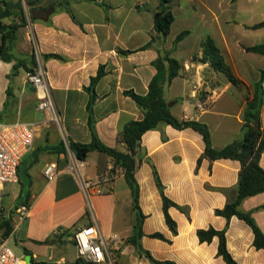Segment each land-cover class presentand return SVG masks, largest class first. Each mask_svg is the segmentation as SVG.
Segmentation results:
<instances>
[{"label": "crops", "instance_id": "1", "mask_svg": "<svg viewBox=\"0 0 264 264\" xmlns=\"http://www.w3.org/2000/svg\"><path fill=\"white\" fill-rule=\"evenodd\" d=\"M21 1L23 12L12 9V15L1 20L6 25L21 24L24 15L26 24L15 33L10 51L13 60L4 61L0 56V122L34 124L35 139L21 163L19 183L0 185V225L8 221L11 227L6 239V228L0 227V239L25 264H32V259L36 263L77 264L72 236L79 228L95 226L104 236H120L119 264H152L128 243L134 234L136 213L123 170L99 151L91 152L85 161L78 160L70 141L90 143L92 121L104 145L125 151L119 135L128 123L143 118L141 109L125 92L146 95L157 73L153 64L165 53L181 65L180 74L164 88L172 114L179 120L207 125L215 149L240 139L247 91L254 95V84L264 71V55L247 51L248 47L264 45L259 39L264 27L253 28L264 22L258 20L264 16V3L174 0L175 21L170 34L161 38L154 26L160 0ZM183 32L189 34L176 44ZM153 36L156 40L142 50ZM207 37L215 40L248 90L235 87L209 63L200 62L201 43ZM2 43L0 33V48ZM38 65L47 71L60 122L54 121L50 112L39 110L36 89L27 80V74ZM101 67L105 75L94 87L96 100L90 112L91 93L87 89ZM210 99L212 102L200 111L198 106ZM261 118L264 125V103ZM205 149L203 136L193 128L163 124L143 135L141 161L135 172L139 206L145 216L140 240L143 250L160 262L227 264L218 255V237L201 242L198 236L200 230H226L227 249L236 264H264V250L255 248L252 229L237 217L228 222L216 214L237 196L241 163L232 159L200 161ZM79 161L86 165L82 172L65 171ZM51 164L60 172L52 182L45 176ZM260 164L264 169V154ZM110 167L115 168L116 176L103 187V193L87 196L82 182L97 178ZM154 169L165 196L177 205L169 209L177 233L167 225ZM24 203L29 211L22 218L19 209ZM240 209L251 212L264 233V193L246 198ZM156 233L165 240L151 237Z\"/></svg>", "mask_w": 264, "mask_h": 264}, {"label": "trees", "instance_id": "2", "mask_svg": "<svg viewBox=\"0 0 264 264\" xmlns=\"http://www.w3.org/2000/svg\"><path fill=\"white\" fill-rule=\"evenodd\" d=\"M173 1L174 0H160L159 9L154 13L155 31L161 38H166L170 34L172 25L175 21L172 7ZM13 6L23 12L21 0H17V3ZM11 15L12 5L8 1H0V33L3 38V43L0 48V56L4 61L13 60L14 57L11 55L10 51L15 40V33L21 26L26 24L24 15L21 16V24L6 25L1 22V20L8 18ZM262 27H264V22L253 26V28L256 29ZM188 34L189 32L181 33L176 38L175 43L178 44L181 42ZM155 40L156 37L153 36L152 41L143 47L142 50L150 47ZM201 49L202 57L200 58V62L209 63L212 69L224 74L229 82L235 87L241 90L247 89L245 83L233 73L232 68L227 64L221 49L213 38L207 37L201 43ZM247 51L264 55V45L248 47ZM123 53L129 54L130 52L125 51ZM46 57L62 60V57L58 55H48ZM153 65L156 68L157 73L153 77L149 85V91L146 95H138L133 91L125 92V95L131 97L143 113V118L141 120L128 123L119 135V143L125 145V151H120L104 145L95 133L92 121L89 123L92 131L91 142L84 144L70 141V148L75 153L77 159L81 161H85L89 154L94 151L106 153L113 158L115 166L123 170L125 179L133 195V209L136 213V223L134 225V234L128 240V243L135 246L141 254L151 261L152 264H176L171 261L160 262L155 260L149 252L143 250L140 244V240L144 236L142 224L145 216L139 206V185L135 178V172L139 166V161H141L139 159L141 141L146 132L157 129L163 124L171 125L177 129H195L203 136L206 145L205 153L200 161H202L203 158H208L211 161L232 159L241 163L237 196L234 200L230 201L223 210H217L216 214L226 218L228 222H230L233 217H237L244 221L253 231L255 248L257 250H264L263 231L256 223L251 212H244L240 209L243 200L264 193V169L260 164L261 157L264 154V125L261 118V110L264 103V71L262 72L261 80L254 84V95L252 96L247 91V104L243 115L242 137L222 149H215L212 146L211 133L207 125L197 121L177 119L172 114L171 107L165 99V85L170 84L172 80L180 74V63L171 58L168 53H165L160 56ZM104 75L105 72L101 67L97 77L92 79L91 86L87 89L89 93H91V100L88 105L90 112L92 111V106L96 100L94 87ZM154 175L157 186L162 194L167 225L173 233H177V225L169 215V209L174 206L177 207V205L165 196L163 185L156 169H154ZM23 205L28 207V203H24ZM0 227L6 228L3 239L8 238L11 233L10 222L6 221L2 226L0 225ZM198 236L201 242H211L213 238L218 237L220 240L218 255L223 257L227 264H236L227 249L226 230H200ZM151 237L165 240L164 236L159 233H156ZM31 262L32 264H55L36 263L34 259H32ZM77 264L86 263L79 260Z\"/></svg>", "mask_w": 264, "mask_h": 264}, {"label": "built area", "instance_id": "3", "mask_svg": "<svg viewBox=\"0 0 264 264\" xmlns=\"http://www.w3.org/2000/svg\"><path fill=\"white\" fill-rule=\"evenodd\" d=\"M27 80L35 87L39 99V110L50 112L56 122H60V115L54 101L52 88L48 80L46 69L42 65L36 66L27 74ZM200 104L198 108L204 111L212 102ZM35 139V125L30 123L0 122V185L18 184L19 169L25 156L32 150ZM85 163L77 162L68 166L66 172L74 174L85 169ZM60 172L56 165L51 164L45 169L48 181H54ZM116 176L115 168H108L102 175L95 179L82 182L85 194L90 192L98 195L103 193V187ZM29 208L22 206L19 209L20 216L25 218ZM78 258L86 264H119V243L121 238L118 234L104 236L97 227H83L75 231L72 236ZM0 264H25L24 259L19 256L7 242L0 239Z\"/></svg>", "mask_w": 264, "mask_h": 264}, {"label": "rangeland", "instance_id": "4", "mask_svg": "<svg viewBox=\"0 0 264 264\" xmlns=\"http://www.w3.org/2000/svg\"><path fill=\"white\" fill-rule=\"evenodd\" d=\"M262 2L264 3V0H262ZM13 5H12V9H15L16 7ZM263 8H264V6H263ZM260 18H263V19H260ZM258 20H261V21L264 20V16L263 17L259 16ZM259 39L261 40L260 42H263L262 44H264V30H261V35L259 36ZM259 57H261V56H259ZM262 59L264 60V57H262Z\"/></svg>", "mask_w": 264, "mask_h": 264}]
</instances>
